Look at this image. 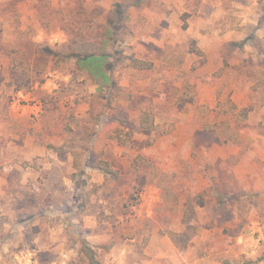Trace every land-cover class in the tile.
<instances>
[{
	"label": "rangeland",
	"instance_id": "obj_1",
	"mask_svg": "<svg viewBox=\"0 0 264 264\" xmlns=\"http://www.w3.org/2000/svg\"><path fill=\"white\" fill-rule=\"evenodd\" d=\"M95 263L264 264V0H0V264Z\"/></svg>",
	"mask_w": 264,
	"mask_h": 264
},
{
	"label": "trees",
	"instance_id": "obj_2",
	"mask_svg": "<svg viewBox=\"0 0 264 264\" xmlns=\"http://www.w3.org/2000/svg\"><path fill=\"white\" fill-rule=\"evenodd\" d=\"M106 37L100 44H105ZM79 48H75L69 54H66V57H71L75 59L76 70L79 72L85 73L87 77L96 82L98 86V90L96 91V95L93 96L91 101V109L90 113L92 115H96L100 113L101 109H106L107 107L110 109V113L114 114L116 112L115 105L113 104V100L109 102H104L100 100L97 96L99 95L100 89L104 85H112V81L110 83V76L106 70V54L101 50L100 54H95L94 52H82L78 51ZM188 53L201 57V62H204V54L199 50L195 42L193 40L188 41ZM126 68L137 72H149L153 70V63L149 60H142L136 57L127 58ZM221 73L218 72V74ZM226 103H230L229 99L226 100ZM226 105V104H225ZM221 106L218 105V107ZM230 108L234 106L230 104ZM138 128L142 131L156 132L159 129V125L155 122V105L152 99L149 96H144L140 102L138 103ZM228 110V108H227ZM104 133L107 138L116 142L118 146L125 145L126 139H124V133H122L121 128L118 124H113V122H109V124L104 129ZM163 132H160L159 135H162ZM99 170L101 171L104 178H109L115 180L118 178L119 174L116 170L110 168L106 161L99 162ZM202 203V202H200ZM94 262H96L95 256L92 258ZM97 264V263H95Z\"/></svg>",
	"mask_w": 264,
	"mask_h": 264
}]
</instances>
